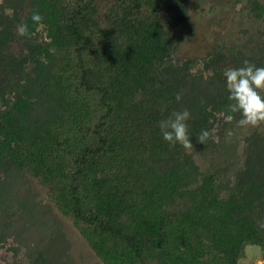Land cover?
I'll return each mask as SVG.
<instances>
[{"label":"trees","instance_id":"obj_1","mask_svg":"<svg viewBox=\"0 0 264 264\" xmlns=\"http://www.w3.org/2000/svg\"><path fill=\"white\" fill-rule=\"evenodd\" d=\"M167 2L0 0V264H78L64 219L98 264L264 259V124L236 142L240 115L222 116L224 70L264 67V47L183 55L199 6ZM184 109L193 149L159 129ZM9 240L21 251L5 259Z\"/></svg>","mask_w":264,"mask_h":264},{"label":"rangeland","instance_id":"obj_2","mask_svg":"<svg viewBox=\"0 0 264 264\" xmlns=\"http://www.w3.org/2000/svg\"><path fill=\"white\" fill-rule=\"evenodd\" d=\"M171 4L174 0H167ZM202 8L191 9L189 21L186 26L196 34V37L186 38L181 44V53L186 56L201 54L215 43L228 46L233 44L244 51L261 53L264 47V10L258 17L254 16L249 7H240L237 0H187ZM264 7V0H258ZM247 1L242 0L246 5ZM244 7V8H243ZM211 8V9H210ZM210 9V10H209ZM164 11V9H163ZM187 28V29H188ZM263 94V93H262ZM240 128L232 135L233 140L239 141L241 137L250 133L249 128ZM200 167L208 165L206 162H198ZM34 188L41 198L46 196V189L36 181ZM64 230L67 237L73 242L72 253L78 264H98L95 256L87 247L86 243L77 235L69 219L63 220ZM16 244L5 243L2 247V257L19 254ZM19 249V248H18ZM17 250V251H16ZM246 256L239 264H262L260 248L258 246L246 247ZM4 259V260H5ZM2 260V258H1Z\"/></svg>","mask_w":264,"mask_h":264},{"label":"clouds","instance_id":"obj_3","mask_svg":"<svg viewBox=\"0 0 264 264\" xmlns=\"http://www.w3.org/2000/svg\"><path fill=\"white\" fill-rule=\"evenodd\" d=\"M33 23L39 24L43 21V16L39 12H33L31 16ZM17 35L28 37L31 35L28 25L21 23L17 27ZM225 77V88L228 92L227 113L222 116L227 123L233 122L235 114L240 115L236 121L238 127L249 128L258 127L264 124V67H257L248 60L243 61V66L239 68H227L223 72ZM181 96L176 95V100L180 101ZM190 118V112L184 109L172 113V116L159 122V129L165 142L174 146L179 143L185 149H193L188 134L186 121ZM209 137V132L204 130L197 137L199 143L205 144ZM257 226L264 229V219L257 222Z\"/></svg>","mask_w":264,"mask_h":264},{"label":"crops","instance_id":"obj_4","mask_svg":"<svg viewBox=\"0 0 264 264\" xmlns=\"http://www.w3.org/2000/svg\"><path fill=\"white\" fill-rule=\"evenodd\" d=\"M262 264H264V260L262 261Z\"/></svg>","mask_w":264,"mask_h":264}]
</instances>
